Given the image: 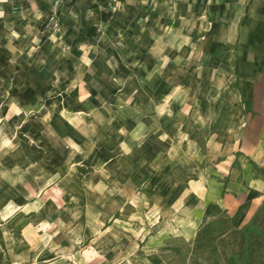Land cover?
Wrapping results in <instances>:
<instances>
[{"label":"crops","instance_id":"crops-1","mask_svg":"<svg viewBox=\"0 0 264 264\" xmlns=\"http://www.w3.org/2000/svg\"><path fill=\"white\" fill-rule=\"evenodd\" d=\"M0 13V72L75 73L67 127L58 96L52 131L42 92L25 84L14 96L3 76L7 119L30 112L40 131H0V264H28L21 254L41 222L17 217L35 212L24 208L37 205L45 169L58 189L66 167L94 169L105 187L178 182L159 192L172 222L163 239L192 240L223 213L240 227L262 204L264 0H0ZM142 24L151 31L138 37ZM182 168L201 170L189 179Z\"/></svg>","mask_w":264,"mask_h":264},{"label":"rangeland","instance_id":"rangeland-1","mask_svg":"<svg viewBox=\"0 0 264 264\" xmlns=\"http://www.w3.org/2000/svg\"><path fill=\"white\" fill-rule=\"evenodd\" d=\"M150 31L151 24H142L134 30V33L145 35ZM138 37H130L133 40L129 42L135 43L136 46L145 42L143 36ZM8 74H11V78L14 79L12 85L15 92L12 95L20 96L18 94H21L20 91L23 90L25 84L38 93L42 92L43 131H52V115L58 108L59 96V107L62 113L58 116L61 119L60 129H66L69 115L63 103L65 93L71 90L68 86L69 80L75 73L65 70L43 74L33 71ZM8 74L0 72V131H22L23 125L27 122V131H40V120H31L30 112L25 121L7 119L13 114L6 115L7 106L12 99L11 94L8 93L9 88L4 86V83L8 82L4 77ZM35 121H38V130ZM206 136L204 132L197 137L202 147L201 152L204 154L202 163L204 167L209 164L207 160L210 156L205 147ZM45 141H47L46 137ZM198 163L201 164L200 160ZM30 170L36 171L37 169L31 168ZM181 170L191 179L201 169L182 168ZM48 171L45 169L43 188H38V194L35 196L40 203L30 204L24 208L25 212L36 209L35 212L28 216L22 214L17 217V221L22 223L27 217L34 226L41 222L28 234V242H26L28 248L21 254L22 259L28 260V264H159L162 253L172 248L177 250L186 248V243L181 240V237L178 241H173L175 237L163 239V236L169 234L172 222L158 208L162 200V194L159 192L164 187L173 190L178 182L172 181L170 185L156 184L154 191L147 188L149 187L147 184H118L105 187L93 183L94 169L66 167L60 169L59 180L65 182L60 184L61 187L58 189L59 183H50L53 178L51 175L48 176ZM89 177L92 179L90 180ZM180 185L185 186V183H180ZM151 208L154 209L152 213ZM258 209L240 227H235L231 221L227 222V225L224 223L223 225L216 224V226L226 231L233 228L239 229L244 231L249 238L255 231L254 216ZM219 217H223L226 221L229 214L223 213ZM211 220L213 219L206 221ZM190 241L192 240H186V242ZM169 243L171 246L168 245ZM15 251L16 249L12 248L13 258ZM184 259L185 264H226L219 251L198 256L187 254ZM173 263L182 264V261L179 260L177 263L173 261Z\"/></svg>","mask_w":264,"mask_h":264},{"label":"trees","instance_id":"trees-1","mask_svg":"<svg viewBox=\"0 0 264 264\" xmlns=\"http://www.w3.org/2000/svg\"><path fill=\"white\" fill-rule=\"evenodd\" d=\"M224 216V215H223ZM230 217L224 221L223 217L205 221L199 228L192 241L186 242V248L175 249L162 253L159 264H175L182 261L185 264V256H198L209 252L219 251L226 264H264V203L254 216L255 231L247 238L244 231L239 229H221L216 224L227 225ZM175 237L173 241H178ZM168 245L171 246V243ZM229 252L231 254L229 255ZM179 254V256H178ZM177 257V258H176ZM240 259V262H238Z\"/></svg>","mask_w":264,"mask_h":264},{"label":"clouds","instance_id":"clouds-1","mask_svg":"<svg viewBox=\"0 0 264 264\" xmlns=\"http://www.w3.org/2000/svg\"><path fill=\"white\" fill-rule=\"evenodd\" d=\"M0 15H2V13H0Z\"/></svg>","mask_w":264,"mask_h":264}]
</instances>
